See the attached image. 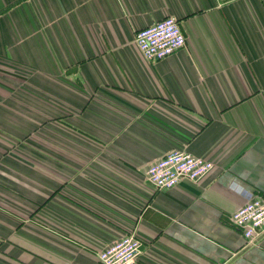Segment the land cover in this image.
<instances>
[{
  "label": "crops",
  "instance_id": "0c3cea01",
  "mask_svg": "<svg viewBox=\"0 0 264 264\" xmlns=\"http://www.w3.org/2000/svg\"><path fill=\"white\" fill-rule=\"evenodd\" d=\"M175 17L187 45L148 61L135 34ZM183 151L198 180L160 190ZM264 198V0H0V264H264L231 214Z\"/></svg>",
  "mask_w": 264,
  "mask_h": 264
},
{
  "label": "built area",
  "instance_id": "2783aa9c",
  "mask_svg": "<svg viewBox=\"0 0 264 264\" xmlns=\"http://www.w3.org/2000/svg\"><path fill=\"white\" fill-rule=\"evenodd\" d=\"M136 44L150 62L163 60L187 45V36L175 17L164 18L155 24L139 29L135 34ZM214 164L193 154L174 151L152 163L146 180L157 189L176 186L181 180H198L208 174ZM232 223L252 244L264 234V198L248 201L231 214ZM143 241L135 234H126L121 239L97 252L101 264H135L143 252Z\"/></svg>",
  "mask_w": 264,
  "mask_h": 264
}]
</instances>
